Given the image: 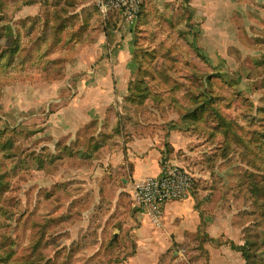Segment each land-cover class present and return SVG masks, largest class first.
<instances>
[{"label":"rangeland","instance_id":"374dc122","mask_svg":"<svg viewBox=\"0 0 264 264\" xmlns=\"http://www.w3.org/2000/svg\"><path fill=\"white\" fill-rule=\"evenodd\" d=\"M24 2L25 0H5V4L0 6V12L4 14V19L0 22V54L11 43V40L4 36L3 25L12 24L16 30L21 31L19 26L16 27V24L22 22L20 20L26 16L41 15L40 0H28L23 5ZM236 2L239 5L234 7V3L225 1V13L216 16L202 9L195 10L193 7L182 6L180 8L185 11L177 14L176 22L179 24L177 30L171 28L166 21L157 18L152 29L143 32L142 35H136L139 46L135 50V56H138V59L134 60L135 72L130 74V82L139 76L140 67L149 71L147 80L155 96L147 99L148 103H173L174 106L176 104L180 106L186 102L185 100L190 101L184 95L185 90L193 95L196 88H208L205 76L209 74L213 80L212 90L222 96L218 102L222 113L241 125L259 127L258 122L253 123L249 120L254 118L258 121L254 109L260 104V98L262 94L264 97V93L256 77H253L255 71L251 70L247 74L242 67H254V59L264 53V0ZM185 13L192 16L190 18L188 15L190 34L187 37L186 29L181 25L183 22L180 21ZM97 29L108 30L99 19L89 30L92 40L91 32ZM201 32L211 39L210 48H207L209 43L201 42L199 37ZM39 34L40 30L37 29L35 34L24 37L22 56L19 55L7 69L0 68L2 88L0 170L7 172L5 191L0 193L2 222L0 232L10 238L3 243V247L5 250L12 249L13 255L19 259L34 251L41 264L48 260H50L48 264H128L125 260L135 254L133 252L136 249L137 237L128 236L131 231L129 228L126 230L120 228L121 236H118L117 241L108 248L107 245L113 235L110 219L116 214L109 215L107 199L98 203L99 195H95L94 199L91 185L88 181L80 179V176H89L92 160L88 162L77 156L74 160L60 163L58 168L53 166V170H46L47 168L38 170L34 165L36 156L44 158L43 155L46 153L55 152L56 142L63 138L53 141L47 133L46 123L56 108V102L47 106L48 100L56 97V93L49 85L55 80L49 78L48 73H41V68H45L48 62L41 65L43 57L40 58L41 53L34 51L35 48L40 49V46H36L39 39L34 40ZM232 46L237 51L232 49ZM82 47L71 44L59 46L50 59H53V62L55 58L71 61L77 58ZM194 47L198 48L203 56H198ZM143 52L147 55L140 56ZM150 54L153 55L152 59ZM20 59H23L24 63H21ZM95 64L98 67V62ZM194 71L196 77L193 75ZM260 73L259 71L258 74ZM234 74H241L240 77H236L237 90L245 96L244 102L241 97L231 100L234 89L223 81L224 79L230 82ZM175 85L177 86L174 88ZM126 99H130L129 90L125 94L115 93L110 100L121 101L120 105L122 103L125 105L130 103ZM130 107L132 109L129 113L132 117L138 118L141 115L142 118L148 117L143 115L144 107L141 109ZM134 108L137 110L134 111ZM116 114L118 110H112V119L107 121L109 126L115 123ZM174 116L180 118L177 112ZM261 124L264 127V121ZM177 126L179 129L185 128L180 120L177 121ZM237 130L249 134L248 129L243 130L240 126ZM192 131L200 136L207 135L203 131ZM194 137L205 143L199 150L198 162H203L207 172L204 174L196 169L198 172L195 174L193 171L194 184L187 194L195 190L198 204L203 203V209L208 215L214 218L217 214L218 217L226 219L227 226L221 228L219 235L216 236L221 245H214L204 239L202 234L194 236L193 233L187 236L188 242L180 244L179 253H174L175 248L171 245L162 254L160 252L146 254L144 262L244 264L242 252L229 247V241H232L235 245L250 243L252 251L260 252L255 260L259 264H264V255L261 257V252H264V222L254 213L252 193L250 194L247 186V183L250 185L249 179L254 178L249 174L256 170L239 158L231 159L233 162L219 160V143L207 142V138L204 137ZM206 157L211 159L207 166ZM81 183L82 185L85 183L83 185L85 187L77 185ZM239 185L242 188L239 189ZM101 188L102 193L108 195L105 183ZM126 195L128 198L122 200L129 210L135 211L129 194ZM104 218L109 227L105 224L102 228ZM132 225L128 224V227ZM122 234L126 236L123 237ZM117 259L122 263L115 262Z\"/></svg>","mask_w":264,"mask_h":264},{"label":"crops","instance_id":"0c3cea01","mask_svg":"<svg viewBox=\"0 0 264 264\" xmlns=\"http://www.w3.org/2000/svg\"><path fill=\"white\" fill-rule=\"evenodd\" d=\"M225 1L234 3V7L239 5L236 0H143L141 17L131 24H125L115 12L110 13L109 17L104 20L96 6V0L76 2L74 12L80 13L85 7H94L97 11L90 19L84 36L66 43L83 46L77 58L71 61H62V58H57L56 64L41 70V73H48L49 78L55 80L49 87L56 93V97L47 102L48 107L56 102L55 112L46 123L49 137L53 141L63 137L70 142L76 139L84 140L86 135L89 137L94 135L97 138L100 134L111 133L113 126L111 124L109 126L107 121L108 119L111 121L114 109L118 110V115L122 114L123 103L120 105L121 101L114 102L110 99L115 96V93L125 94L128 91L131 81L130 74L134 71L135 65L136 35H142L143 32L146 33L147 30L152 29L157 18L166 21L171 28L177 30L179 27L176 22L177 14L185 11L180 8L182 6L193 7L195 10L202 9L207 13H214V16L221 15V13L223 15L226 11ZM26 13H28V8ZM188 15L190 14L185 13L180 18L183 22L181 25L186 29L185 37L190 34ZM190 18H192L191 15ZM99 19L108 30H94L91 32L93 33L92 40L89 30ZM199 37L201 42L209 43L207 48L212 46L211 39L204 36V33L201 32ZM97 62L98 67L95 64ZM57 69H59L58 72L54 74ZM144 109L143 115L148 117L142 118V115L138 118L133 117V123L126 124L121 137L117 135L115 138L114 136L107 145L101 147V151L94 153L96 158L91 162L86 159L91 163L89 176H80L81 181L86 180L91 185L90 189L93 190L94 199L95 195H99L98 203L110 199L106 200L110 208H107V211L109 215L116 214L110 219L112 234L117 233L118 238L122 233L120 228L122 230L129 228L131 231L128 236L137 237L135 239L136 249L133 252L135 254L125 260L128 264H146L144 262L146 254L151 252L162 254L171 245L175 248L173 252L179 253L180 244L188 242L186 239L189 234L195 233L194 236L202 234L204 238L206 236L216 238L219 230L227 226L225 218H220L217 214L212 218L203 209V203L198 204L195 190L180 199L167 201L164 204L161 224L158 227L152 223L146 213L134 206L133 183L160 175L167 165L182 166L189 170L194 178V173L198 172L196 169L204 174L207 172L203 162H198L199 150L205 146V143L200 142L194 136H198L197 138L201 136L184 128L179 129L177 121L180 118L174 116L176 111L166 103L146 102ZM75 158V156L65 157L59 161L58 167L65 160ZM221 159L232 161L238 158L220 156L219 160ZM210 160L206 157V166ZM256 172L253 174L256 175ZM104 183L108 195L102 193L101 187ZM77 185L80 187L85 183ZM240 187L241 185L239 189ZM126 194H129L135 211L129 210L125 201L122 200V198H128ZM103 221L105 223L102 224V228L105 224L109 227L105 218ZM128 224L133 225L128 227ZM122 236L126 235L122 234ZM119 261L117 259L115 262L122 263Z\"/></svg>","mask_w":264,"mask_h":264},{"label":"trees","instance_id":"16d2710c","mask_svg":"<svg viewBox=\"0 0 264 264\" xmlns=\"http://www.w3.org/2000/svg\"><path fill=\"white\" fill-rule=\"evenodd\" d=\"M79 1L80 3H84L87 0H40L41 15L30 16L32 18L26 16L25 19L20 20L22 22L16 24V27L19 26V28L22 29L21 31L16 30L14 25L11 24V26L5 23L6 25H3L4 27L2 26L4 29V36L10 39L11 43L5 48L3 53L0 54V68L7 69V67L14 63L19 55L22 56V52L24 51L23 38L35 34L37 29L40 30V34L35 36L34 40L39 39L36 46H40V49L35 48L34 51L41 53L40 58L43 57L41 65H46L48 62L45 68H50L56 64L58 59L55 58V62H53V59L50 58L55 55L57 47L66 46L68 45L66 43L81 39L88 29L90 19L97 11L94 7H85L82 8L80 13L74 12L76 9L75 3ZM27 2L28 0H25L23 5ZM2 4H5V0H0V6ZM21 7L22 5L18 8L21 9ZM142 8L143 5L141 6V12ZM141 12L138 18L141 17ZM187 18H189V16ZM3 19L4 14L0 12V22L3 21ZM135 46L136 48L139 46L137 40ZM194 49L198 56H203L198 48L194 47ZM232 49L237 51L234 47ZM146 55L147 54L143 52L140 56ZM152 58L153 55L150 54V59ZM134 59L137 61L138 56H134ZM19 61L24 63L23 59ZM45 68L41 69L43 70ZM193 68L196 69L195 67ZM242 69L247 74H249L251 70L255 71L253 77H256L264 93V53L254 59V67H242ZM259 71L261 72L260 74H258ZM139 72V76L129 83L128 90L130 99L126 100L130 103L122 106L123 112L121 115H115V123L113 124L111 133L100 134L97 138H95L94 135L90 137L86 135L84 140L76 139L70 142H68L66 138H63L56 143L55 152L46 153L45 156L43 155L44 158L41 156H36L34 158L35 167L38 170H44L46 168V170H53L52 167H58L59 161L63 160L65 157L73 156L92 160L96 158L94 153L101 151V147L107 145L114 136L118 135L121 137V133L124 131L126 124L133 123V117L129 113L132 109L130 106L141 109L145 106L147 99L155 96L147 80L149 71L146 68L140 67ZM193 75L196 77L195 71ZM240 76L241 74H234L230 82L224 79L223 81L234 89L231 100L241 97V100L244 102L246 99L245 96L237 90L238 81L236 77ZM205 77L208 88H196L193 95L188 94L187 90H185L184 95L188 97L190 101L185 100L186 102L180 106H178V104L174 106L173 103H169L168 105L178 113L180 121L185 125V130L203 131L207 135L201 134V137L207 138L209 142L214 141L215 143H219L218 154L221 157H237L257 171L256 175L253 173L249 174L253 175L254 178L251 177L249 179L250 185L247 183V186L249 187L248 191L250 194L252 193L251 201L253 200L255 205L254 213L259 215L264 222V127L261 124V122L264 121L263 94L260 98V104L254 109V114L257 115L256 119L258 121L254 118L249 120L253 123L258 122L259 127L250 128V126L239 124L234 119L227 118V116L222 113L218 106V102L222 96L212 90L213 80L210 75L208 74ZM177 85H175L174 88ZM1 90L2 88L0 86V92ZM137 93L139 94L135 96L134 94ZM175 103L179 102L175 101ZM137 108L133 110L136 111ZM180 108L182 110H180ZM238 126L242 127L243 130L244 128L248 129L249 134L247 135L242 131L238 132ZM5 175H7V172H1L0 170V193L5 191L4 187L7 183ZM245 193L248 194L247 191ZM1 227L2 222L0 220V230ZM8 239H10L8 235L0 232V264H41L34 251L28 253L26 257L23 256V258L19 259L13 255L14 251L12 249L5 250L3 243ZM204 239L209 240L210 243L215 245H221L216 238L206 236ZM107 246L108 248L112 247L110 243H108ZM229 246L232 250L237 249L242 252L245 260L244 264H259L255 259L258 258L260 252L252 251L250 243L235 245L232 241H229ZM263 255L264 252L262 251L261 257ZM48 263H50V260L45 264Z\"/></svg>","mask_w":264,"mask_h":264},{"label":"built area","instance_id":"2783aa9c","mask_svg":"<svg viewBox=\"0 0 264 264\" xmlns=\"http://www.w3.org/2000/svg\"><path fill=\"white\" fill-rule=\"evenodd\" d=\"M143 0H97L96 6L104 20L112 12L118 13L125 24L137 20ZM193 174L178 165H167L160 175L138 180L133 183L132 200L136 208L148 215L158 227L163 216V207L167 201L184 197L191 189Z\"/></svg>","mask_w":264,"mask_h":264},{"label":"water","instance_id":"95a60500","mask_svg":"<svg viewBox=\"0 0 264 264\" xmlns=\"http://www.w3.org/2000/svg\"><path fill=\"white\" fill-rule=\"evenodd\" d=\"M116 239H117V233H114L110 240V243H112L113 241H116Z\"/></svg>","mask_w":264,"mask_h":264}]
</instances>
